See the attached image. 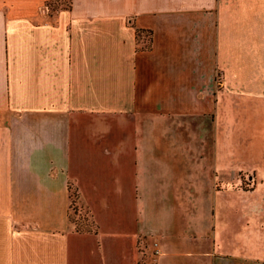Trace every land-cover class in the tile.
I'll return each mask as SVG.
<instances>
[{
    "label": "crops",
    "instance_id": "0c3cea01",
    "mask_svg": "<svg viewBox=\"0 0 264 264\" xmlns=\"http://www.w3.org/2000/svg\"><path fill=\"white\" fill-rule=\"evenodd\" d=\"M0 264H264V0H0Z\"/></svg>",
    "mask_w": 264,
    "mask_h": 264
},
{
    "label": "rangeland",
    "instance_id": "374dc122",
    "mask_svg": "<svg viewBox=\"0 0 264 264\" xmlns=\"http://www.w3.org/2000/svg\"><path fill=\"white\" fill-rule=\"evenodd\" d=\"M64 3L67 2V0H63ZM243 115L242 111L239 112L238 120L240 119L241 121ZM247 125V123H245ZM251 127H245L244 126V121L243 123L241 122V125L237 128H235V131L233 130L232 134H234L233 138L231 139V144L233 145L232 148H234L235 155H236V165L241 166L240 159L238 158L239 155L243 156L245 153L249 152V147L252 143H255V131H253V136L251 137V141L249 137H246V142L244 141V135H247L249 133ZM206 151L210 152L211 148H205ZM260 152L262 154V148H261V142H260ZM259 152V155H260ZM258 155V153H257ZM230 178L227 180V182H230L232 187L236 189H250L253 187L254 183L256 182V177L253 175L251 176V172L249 170H245L244 168H237L235 171V174L232 176H229ZM221 182L223 180L221 179ZM75 196V195H74ZM70 214L72 217V220L74 221L73 223L76 224V227L78 228H83L86 225H90V220H89V215L87 212H85L84 208L80 207L79 202L77 203L76 201V196L75 198L73 197V203H71V209H70Z\"/></svg>",
    "mask_w": 264,
    "mask_h": 264
},
{
    "label": "built area",
    "instance_id": "2783aa9c",
    "mask_svg": "<svg viewBox=\"0 0 264 264\" xmlns=\"http://www.w3.org/2000/svg\"><path fill=\"white\" fill-rule=\"evenodd\" d=\"M156 252H157V250H156Z\"/></svg>",
    "mask_w": 264,
    "mask_h": 264
},
{
    "label": "trees",
    "instance_id": "16d2710c",
    "mask_svg": "<svg viewBox=\"0 0 264 264\" xmlns=\"http://www.w3.org/2000/svg\"><path fill=\"white\" fill-rule=\"evenodd\" d=\"M78 228V227H77Z\"/></svg>",
    "mask_w": 264,
    "mask_h": 264
}]
</instances>
